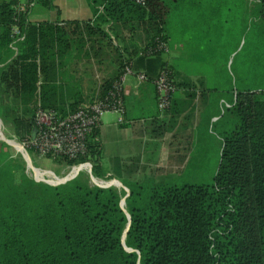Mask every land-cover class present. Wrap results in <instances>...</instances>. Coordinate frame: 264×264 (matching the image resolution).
<instances>
[{
    "label": "trees",
    "instance_id": "trees-1",
    "mask_svg": "<svg viewBox=\"0 0 264 264\" xmlns=\"http://www.w3.org/2000/svg\"><path fill=\"white\" fill-rule=\"evenodd\" d=\"M17 1L0 0V116L14 123L20 140L34 132L38 104L61 115L82 104L81 85L69 77L67 63L90 59L93 41L112 40L105 25L130 32L144 27L147 45L137 65L157 66L159 73L164 66L171 70L166 53L148 56L147 49L168 42L172 32L214 31L229 9V0H88L93 21L33 22L25 10H14ZM248 1V15L261 31L264 0ZM35 2L56 9L54 0ZM15 25L23 39L13 37ZM119 57L97 98L110 94L130 65ZM213 90L219 94L206 88ZM228 95L231 105L214 122L227 110L233 115L223 125L213 183L180 184L176 178L127 185V211L124 191L113 186L92 187L80 178L56 186L37 182L0 139V264H264V92ZM169 111L181 114L173 100ZM98 135L97 129L89 136L86 155L67 163L95 158L93 171L103 177Z\"/></svg>",
    "mask_w": 264,
    "mask_h": 264
},
{
    "label": "rangeland",
    "instance_id": "rangeland-1",
    "mask_svg": "<svg viewBox=\"0 0 264 264\" xmlns=\"http://www.w3.org/2000/svg\"><path fill=\"white\" fill-rule=\"evenodd\" d=\"M34 7L36 9L37 7L43 6L35 4ZM228 8L225 14L220 15L219 27L214 31L172 32L171 48L174 55L178 53V59L175 64L187 75H195L194 83H191L189 88V92L193 95L201 94V89L204 87L202 80H204L206 88L219 89L220 96H227V94L233 96V94L237 95L238 92H247L248 90L257 93L264 92V27H262L261 31H258L256 28L257 23L254 21L256 19H250L247 11L249 8L248 0H229ZM30 12L31 9L29 10ZM122 28L126 33H130L127 27ZM136 32L144 33L146 30L144 27H140ZM146 45L147 40L139 47L131 46L124 51L123 49L109 45L107 39H99L98 41L92 42L94 60L96 62L100 60L103 64L104 59L110 56L119 65V54L121 53L124 55V60L127 62V65L132 64L135 67L137 65V59L142 55V51ZM178 46L181 49L180 53L178 52ZM136 51H138L137 56L134 53ZM102 69H94L89 74L93 75V78H98V76L103 78L104 71ZM200 78L202 79L199 81ZM125 96L126 90L124 84L123 97L126 111ZM196 103V101L194 103L191 102L189 109L186 108L185 115L187 117L180 118V115L184 111L177 118L169 117L168 126H171L170 129L173 125H178L179 122L183 123L181 127L184 125L188 126V122L190 121L188 115L194 109V104ZM226 106L224 102L220 106V116L225 113ZM216 107L217 105H215ZM125 111L123 113V119ZM226 112V117L219 124L212 123L208 125L205 114H201V118L197 116V120L201 121V123L195 132L196 140L191 144V148L185 142L184 137L179 138L180 136L178 135L180 133H178L172 137V143L169 146V150L173 155L167 157L166 162L162 165L149 163L138 172L127 173L122 176L117 175L120 180L114 181L121 186L113 185V187L117 188L120 192L124 191L125 195L122 200L125 199V211H127L126 198L130 194V189L127 185L134 186L138 183L143 187H150L158 183L170 182L176 178H179L178 181L180 184L185 182L213 183L220 162L222 129L223 125H226L225 121H227V116L229 117L230 115L228 114V110ZM230 116L233 115L231 114ZM0 118L2 136H0V139L7 138L11 143H14L16 148L10 144L12 153L24 164L27 174L37 182L56 186L54 182H51L54 180L47 176L43 180H37L32 167L53 170L57 175L61 174L64 167L57 166L49 158L38 159L32 155H29L30 161H27L23 153L17 150H22L20 144L13 141L18 140L20 143L24 141L18 138L14 123L11 120L3 119L1 116ZM184 156L188 157V162H185ZM92 160L80 162L91 163V170L84 169L75 178L82 179L92 187L98 186V184L93 182L92 176L103 179L104 181L116 179V177L111 175L103 177L97 176L93 171L94 161L96 159L94 158Z\"/></svg>",
    "mask_w": 264,
    "mask_h": 264
},
{
    "label": "crops",
    "instance_id": "crops-1",
    "mask_svg": "<svg viewBox=\"0 0 264 264\" xmlns=\"http://www.w3.org/2000/svg\"><path fill=\"white\" fill-rule=\"evenodd\" d=\"M23 2L24 0H18L13 5L14 10L17 12L23 10ZM55 6L56 9L45 7H37L35 9L36 6H33L31 12H28L29 20L33 22L57 20L61 22L73 20L83 22L93 21L95 18L88 0H55ZM122 27L121 25L117 27L113 22L104 26V29L109 32L112 39L109 40V45L125 51L126 48L129 49L131 46L139 47L145 43L146 38L143 32L126 33ZM171 40L172 38L168 40L170 51L164 54L163 58L167 61L168 66L171 67L174 80L177 83H184V87L178 88L173 96L175 111H181L182 113L184 111L180 115V118H182L186 116L185 111L186 108L189 109L190 103L197 102L194 104V109L190 114L188 113V118H190L188 126L184 125L181 127L183 123L179 122L178 125H173L170 129L168 118L172 117V114L170 111L161 112L159 110L157 91L153 80L159 68L157 69L156 66V68L153 67L151 69V66L137 65L136 70H141L142 68L147 70L150 78L139 83L135 74L127 77L125 81L126 111L124 121L119 122L117 113L107 112L103 116L102 124L98 129L99 135L97 139L101 143L100 164L107 176L111 175L120 180L117 175L122 176L127 173L138 172L149 163L162 165L166 162L167 157L173 155L169 150L173 136L180 133L178 135L180 136L179 138L184 137L185 142L191 148V144L196 140L195 132L201 123V121L197 120V116L201 118V114H205L206 123L212 124L220 117L218 112L222 103L225 102L227 106L231 105V96L228 95L224 96L225 98H221L216 93V90L212 92L206 91L205 86L202 87L200 95H193L189 92L191 83H194L195 75H187L175 64L178 59V53L176 55L173 54ZM177 48L180 53L181 49L179 46ZM94 58L92 51L90 59L83 56L79 59H70L67 63L69 77L75 78V82L81 85L82 104L96 99L98 87L102 81L112 76L118 68L114 58L110 56L104 59L103 64L100 60L96 62ZM94 69H102L104 71L103 78L99 76L98 78H93L94 76L89 73H92ZM202 83L205 85L204 80H202ZM232 99L235 100V97ZM215 105H217L216 108ZM187 159L188 157L184 156L185 162H188ZM121 166L122 168H120Z\"/></svg>",
    "mask_w": 264,
    "mask_h": 264
},
{
    "label": "built area",
    "instance_id": "built-area-1",
    "mask_svg": "<svg viewBox=\"0 0 264 264\" xmlns=\"http://www.w3.org/2000/svg\"><path fill=\"white\" fill-rule=\"evenodd\" d=\"M134 1L141 5L146 3V0ZM35 4V0H24L23 2L24 9L27 13ZM13 36L23 39L18 25L14 26ZM169 51L170 47L168 42L162 41L147 49L146 53L148 56H153L159 52L168 53ZM131 74L136 75L139 83L149 79L146 71L136 70L130 64L126 67L120 79L114 83L113 90L110 94L104 97H98L91 102L83 103L67 115H61L54 109L43 108L38 104L33 117L34 126L37 129L36 135L33 136V133L28 135L22 143L17 141L20 143L22 150L28 155L27 161H30L29 155L38 159L49 158L57 166L64 168L61 174L57 175L53 170L32 167L37 180H43L47 176L54 180L51 182L59 185L74 179L84 169L91 170V163L89 162L68 164L67 160H74L88 153V138L95 130L99 129L105 113L115 112L119 115V122L124 121L123 113L125 106L123 89L127 77ZM154 83L157 91L159 110L161 112H167L172 105L173 96L178 90L170 68L164 66L154 79ZM80 166L85 167L76 171ZM95 179L99 178L92 176L93 182L100 187L115 186L116 184L113 181L118 180L112 179L105 181L104 184H99ZM100 180L104 181L103 179Z\"/></svg>",
    "mask_w": 264,
    "mask_h": 264
},
{
    "label": "water",
    "instance_id": "water-1",
    "mask_svg": "<svg viewBox=\"0 0 264 264\" xmlns=\"http://www.w3.org/2000/svg\"><path fill=\"white\" fill-rule=\"evenodd\" d=\"M0 119H1V118H0ZM36 131H37V129L35 128V129H34V132H33V136L36 135ZM3 140H5L7 143H9V144L12 145L11 141L8 140L7 138H3ZM21 152L23 153V155H24V157L26 158V160H28V155H27L23 150H21ZM127 196H128V195H127ZM124 203H125V199L121 201V206H122L123 209H124ZM124 210H125V209H124ZM128 218H129V221H131V216H130V214H128ZM124 239H125V236H124Z\"/></svg>",
    "mask_w": 264,
    "mask_h": 264
},
{
    "label": "bare ground",
    "instance_id": "bare-ground-1",
    "mask_svg": "<svg viewBox=\"0 0 264 264\" xmlns=\"http://www.w3.org/2000/svg\"><path fill=\"white\" fill-rule=\"evenodd\" d=\"M0 136H1V130H0ZM2 137V136H1ZM14 142H16V143H18V144H20L17 140H13ZM12 145L15 147V145H14V143H12ZM21 146V145H20ZM16 148V147H15ZM21 149H22V147H21ZM19 151H21L20 149H18ZM82 168H84L83 166H80V167H78L77 169H76V171H78V170H81ZM96 180V182L97 183H99V184H104L105 183V181H102V180H100V179H95ZM118 187H120L121 185L120 184H118L117 182H115V181H113Z\"/></svg>",
    "mask_w": 264,
    "mask_h": 264
}]
</instances>
